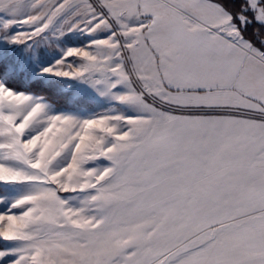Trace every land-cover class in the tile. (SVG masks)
Returning <instances> with one entry per match:
<instances>
[{"label": "rangeland", "instance_id": "1", "mask_svg": "<svg viewBox=\"0 0 264 264\" xmlns=\"http://www.w3.org/2000/svg\"><path fill=\"white\" fill-rule=\"evenodd\" d=\"M142 2L0 0V264H264V148L159 96Z\"/></svg>", "mask_w": 264, "mask_h": 264}, {"label": "crops", "instance_id": "2", "mask_svg": "<svg viewBox=\"0 0 264 264\" xmlns=\"http://www.w3.org/2000/svg\"><path fill=\"white\" fill-rule=\"evenodd\" d=\"M174 1L183 11L156 8L147 0L141 4L146 18L151 15L139 36L146 66L155 76L154 90L177 105L218 112L201 116L200 131L208 133L204 137L232 139L242 154L260 153L256 149L264 148L263 54L242 38L221 5Z\"/></svg>", "mask_w": 264, "mask_h": 264}, {"label": "trees", "instance_id": "3", "mask_svg": "<svg viewBox=\"0 0 264 264\" xmlns=\"http://www.w3.org/2000/svg\"><path fill=\"white\" fill-rule=\"evenodd\" d=\"M221 5L232 18L233 24L240 31L243 39L264 56V23L254 19V11L249 0H209ZM258 5L264 8V0H258ZM2 184H0L1 188Z\"/></svg>", "mask_w": 264, "mask_h": 264}]
</instances>
